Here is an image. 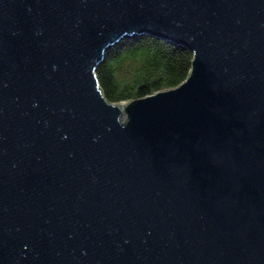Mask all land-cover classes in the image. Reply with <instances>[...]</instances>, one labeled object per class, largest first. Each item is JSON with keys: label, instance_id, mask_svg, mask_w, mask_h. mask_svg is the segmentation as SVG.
Returning a JSON list of instances; mask_svg holds the SVG:
<instances>
[{"label": "water", "instance_id": "obj_1", "mask_svg": "<svg viewBox=\"0 0 264 264\" xmlns=\"http://www.w3.org/2000/svg\"><path fill=\"white\" fill-rule=\"evenodd\" d=\"M141 37L190 71L109 102ZM0 264H264V0H0Z\"/></svg>", "mask_w": 264, "mask_h": 264}, {"label": "trees", "instance_id": "obj_2", "mask_svg": "<svg viewBox=\"0 0 264 264\" xmlns=\"http://www.w3.org/2000/svg\"><path fill=\"white\" fill-rule=\"evenodd\" d=\"M192 54L168 42L141 37L123 41L106 52L96 76L112 103L150 96L181 84L191 68Z\"/></svg>", "mask_w": 264, "mask_h": 264}]
</instances>
